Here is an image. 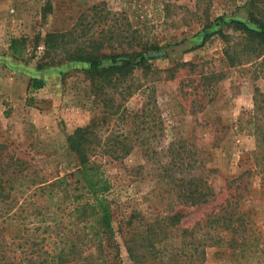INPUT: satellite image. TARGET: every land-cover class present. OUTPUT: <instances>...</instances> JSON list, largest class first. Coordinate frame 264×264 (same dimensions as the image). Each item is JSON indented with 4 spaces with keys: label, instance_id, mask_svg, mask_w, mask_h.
<instances>
[{
    "label": "rangeland",
    "instance_id": "374dc122",
    "mask_svg": "<svg viewBox=\"0 0 264 264\" xmlns=\"http://www.w3.org/2000/svg\"><path fill=\"white\" fill-rule=\"evenodd\" d=\"M168 1L177 8L166 18L162 3ZM249 2L212 0L206 10V2L198 6L197 0H0V142L48 178L78 170L69 137L96 120L103 103L87 76L88 65L39 68L46 35L73 31L82 13L106 3L113 12L127 11L132 20H147L152 40L168 52L151 62L158 73L143 85L146 92L124 102L125 119L101 129L102 139L127 137L134 149L120 160L106 148L91 153L113 184L110 199L123 264L165 263L170 255L179 257L178 264L184 257L182 230L222 203L228 182L244 173L250 187L242 210L254 214L262 231V251L253 264H264V56L245 51L247 42L224 24L213 31H224L230 45L215 33L198 47L207 13L213 25L220 17L247 19ZM12 39H25L23 58L14 57ZM35 78L43 88H29ZM188 152L200 163L193 172L208 174L217 189L211 206L187 208L171 191L167 170H173L172 177L185 176ZM174 158L184 159L176 167ZM174 214L182 215L176 226L167 220ZM158 229L164 237L156 238ZM204 264L236 263L229 252L211 248Z\"/></svg>",
    "mask_w": 264,
    "mask_h": 264
},
{
    "label": "trees",
    "instance_id": "16d2710c",
    "mask_svg": "<svg viewBox=\"0 0 264 264\" xmlns=\"http://www.w3.org/2000/svg\"><path fill=\"white\" fill-rule=\"evenodd\" d=\"M211 1L197 0L198 6L206 2V10ZM162 4L166 18L172 17L177 5L169 1ZM208 21L207 13L198 47H203L215 33L230 45L224 31H213L224 24L247 42L245 51L258 58L264 56V0H250L247 19L220 17L215 25ZM147 22L141 18L132 20L127 11L113 12L106 3H100L81 14L73 31L46 35L39 68L67 63L88 65L86 73L103 110L90 125L78 128L69 137L80 163L74 173L48 178L40 170H31V162L0 142V264H123L116 212L110 199L113 184L91 159V153L94 148H106L120 160V154L127 155L134 149L127 137L102 139L101 129L125 119L124 102L138 92H146L143 85H148L151 74L158 73L151 62L168 54L152 40ZM11 51L16 59L23 58L25 39H12ZM156 53L162 55H153ZM226 55L231 57V52L226 50ZM106 62L110 65L106 66ZM139 75L146 79L144 83L136 79ZM154 79L153 83L157 81ZM31 87L41 89L44 82L35 78ZM183 159L174 158L171 164L177 167ZM183 164L189 170L181 178L172 177L169 174L173 170H167L174 197L187 208L211 206L219 194L209 175L193 172L200 163L190 152ZM246 174L228 182V194L222 203L212 205L195 226L182 230L184 257L178 264H204L211 248L229 252L236 264H253L258 258L262 231L254 214L243 211L241 205L250 187ZM167 220L176 226L182 215L174 214ZM158 232L156 238L166 234L163 229ZM221 232H228L229 237L223 238ZM146 241L150 243L151 238L146 236ZM152 245L150 250H154ZM129 253L136 258L135 250L130 248ZM178 258L170 255L165 263L160 259L157 264H177Z\"/></svg>",
    "mask_w": 264,
    "mask_h": 264
},
{
    "label": "water",
    "instance_id": "95a60500",
    "mask_svg": "<svg viewBox=\"0 0 264 264\" xmlns=\"http://www.w3.org/2000/svg\"><path fill=\"white\" fill-rule=\"evenodd\" d=\"M153 55H155V56H161L162 53H156V54H153Z\"/></svg>",
    "mask_w": 264,
    "mask_h": 264
}]
</instances>
